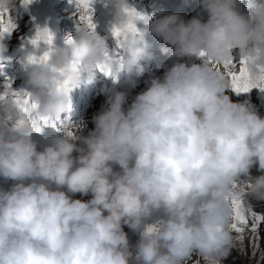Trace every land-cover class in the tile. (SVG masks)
I'll use <instances>...</instances> for the list:
<instances>
[{
	"label": "clouds",
	"instance_id": "obj_1",
	"mask_svg": "<svg viewBox=\"0 0 264 264\" xmlns=\"http://www.w3.org/2000/svg\"><path fill=\"white\" fill-rule=\"evenodd\" d=\"M0 3L15 7L14 0ZM198 3L197 16L186 21L113 0V26L123 29L122 65L109 59L107 39L83 25L73 43L51 49L47 63L29 64L26 83L36 109L21 113L10 99L0 101V177L14 182L10 190L0 187V264H188L194 255L222 264L228 258L238 243L233 184L245 182V195L264 201V118L249 101L233 102L231 80L216 65L259 48L248 69L254 80L264 78V0H248L246 12L242 0ZM149 32L174 63L158 65L166 69L162 78L150 72L147 89L127 110V93L105 87L107 107L93 117L95 129L83 136L84 125L76 124V134L55 137L43 151L32 134L15 129L18 119L67 114L72 98L57 89L61 70L73 64L77 87L93 84L101 64L111 67L114 81L122 73L143 77L142 61L153 58ZM7 51L0 42V56ZM185 57L203 62H180ZM253 168L261 174L253 177ZM125 226L140 234L135 255Z\"/></svg>",
	"mask_w": 264,
	"mask_h": 264
},
{
	"label": "rangeland",
	"instance_id": "obj_2",
	"mask_svg": "<svg viewBox=\"0 0 264 264\" xmlns=\"http://www.w3.org/2000/svg\"><path fill=\"white\" fill-rule=\"evenodd\" d=\"M14 3V8H9L0 3V10L5 11V21L11 18L15 24V28L11 34L3 33L0 30V42L7 45L8 49L3 56H0V92L4 90L3 86L6 79L12 80L15 90L30 91L26 83L28 73L31 70L27 57L29 54L40 56L48 50V45L44 43H41L38 49L33 47L31 41L36 37L38 31L48 30L54 37L53 47H63L66 46L65 41L67 38L78 39V28L85 25L81 21L83 13L81 12V8L78 7V0H71V2L70 0H32L29 5L25 4V6H28L27 11L23 7H20L21 3H24V0H14ZM128 4L140 13L153 15L157 18L162 15L175 13L190 20L191 12L199 3L198 0H128ZM90 11L93 23L96 25L95 32L107 39L110 55L118 54V58L123 56L122 48L118 47L117 41L112 35L114 24L113 0H92ZM138 27L144 28L145 25L141 23ZM147 39L152 45L151 52L153 58L142 61L145 68L144 76L138 77L135 72L130 75L127 74L128 79L135 80L136 86H132L128 90L118 89L127 93L128 100L125 110H127L138 94L147 89L148 84L146 81L149 80L148 74L150 72L162 78L166 69L158 67V65L164 64L170 68L174 63V61L167 60L162 56L160 48L166 46L162 40L156 38L150 32ZM238 59L239 57L234 59V61H238ZM180 62H186L190 65L191 63H202L203 61L185 57ZM105 82L103 74L97 71L96 80L93 84L87 85L81 83L71 93L72 120L76 124L84 125L82 132L79 133L80 135L87 136L89 132L95 129L93 117L107 107V97L102 94V89L111 86H104ZM227 94L231 96L233 102L249 101L254 106L255 111L264 118V106H262L264 103V91L254 88L249 93L237 95L233 90H230ZM72 131L76 134L78 129L75 127ZM62 134V132H57L53 128H45L42 133H32V136L38 144V151H43L45 147L51 145L55 137ZM77 143L79 145V142ZM116 171H120L118 166ZM251 174L255 177L261 173L256 168H253ZM246 179L244 177L241 178V180ZM13 183L12 181L5 182L0 177V187L5 190H10ZM241 186L243 187V184ZM245 191L247 192V189ZM80 196L82 197L80 194H75L72 198L81 199ZM82 199L83 201H88L92 199V196L89 194ZM244 201L246 206L257 213H264V201H257L246 195L244 196ZM149 223H154V221H149ZM124 231L128 234L132 246L131 250L135 255L140 234L127 226L124 227ZM232 232L234 236H237L235 231L232 230ZM252 236L253 234L250 231H246L243 244L241 245L238 242L236 247L231 250L228 258L223 260L222 264H264V225L260 226L259 239L257 241L258 247L256 248L252 245ZM196 261H199L200 264H205L204 260L196 255L192 257V260L188 264H195Z\"/></svg>",
	"mask_w": 264,
	"mask_h": 264
},
{
	"label": "snow or ice",
	"instance_id": "obj_3",
	"mask_svg": "<svg viewBox=\"0 0 264 264\" xmlns=\"http://www.w3.org/2000/svg\"><path fill=\"white\" fill-rule=\"evenodd\" d=\"M32 0H24V4L29 5ZM92 0H78V7L85 10L86 14L81 15V21L90 29L95 31L96 25L93 23V17L91 15L90 7ZM132 16H137L133 11L130 13ZM5 11L0 10V30L3 33L11 34L15 28V24L12 19L9 18L5 21ZM143 19V17H139ZM128 27H132L129 25ZM123 34V29L118 26L112 27V35L116 39L118 47H122L121 37ZM53 35L48 30L38 31L36 37L31 41L33 47L39 48L41 43L48 45V50L42 55L37 56L34 54H29L27 61L29 64L34 63H47L51 58V49L53 48ZM66 44L70 45L73 43L71 37L67 38ZM260 49L257 48L248 54H242L238 61L226 62L223 65H216L218 69H223L231 80L232 90L237 94L249 93L252 89L258 88L264 91V78L259 80H254L249 72L248 64L258 57ZM200 57L204 59L205 63H211L206 59V53L201 52ZM110 60L115 61L122 65L120 57L118 54L110 55ZM99 72L103 73L107 77L114 79L111 67L108 64H101L97 66ZM61 75L63 80L57 89L58 92L68 95L71 97L72 91L77 87L79 67L73 64L70 68L61 70ZM4 90L0 92V101L10 99L15 103L21 113L27 112L30 108L36 109L38 106L32 101V94L25 90H15L13 88V82L11 79H6L4 83ZM72 105L69 104L67 115L64 118H39L37 122H29L25 119H18L14 122L15 129L25 133H42L45 128H53L57 132L65 133L69 136H73V128L76 127V123L72 120ZM243 184V187L241 186ZM250 187V185L245 184L243 181L236 182L232 186L231 190V204H232V225L231 228L237 233L238 242L242 245L246 231H250L252 236V245L254 248L258 247L257 241L259 239L258 233L261 225H264V213H257L253 209L246 206L244 201V196L246 194L245 189ZM151 231V229H150Z\"/></svg>",
	"mask_w": 264,
	"mask_h": 264
},
{
	"label": "bare ground",
	"instance_id": "obj_4",
	"mask_svg": "<svg viewBox=\"0 0 264 264\" xmlns=\"http://www.w3.org/2000/svg\"><path fill=\"white\" fill-rule=\"evenodd\" d=\"M262 106H264V103L262 104ZM80 195H81V194H80ZM80 197H81V196H80ZM82 198H85V196H82L81 199H82ZM82 200H83V199H82Z\"/></svg>",
	"mask_w": 264,
	"mask_h": 264
}]
</instances>
